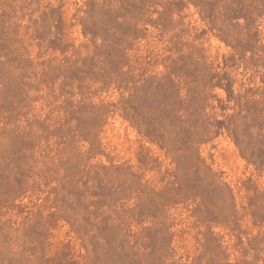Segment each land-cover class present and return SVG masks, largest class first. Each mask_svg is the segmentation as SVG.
<instances>
[{"label":"rangeland","instance_id":"obj_1","mask_svg":"<svg viewBox=\"0 0 264 264\" xmlns=\"http://www.w3.org/2000/svg\"><path fill=\"white\" fill-rule=\"evenodd\" d=\"M0 264H264V0H0Z\"/></svg>","mask_w":264,"mask_h":264}]
</instances>
